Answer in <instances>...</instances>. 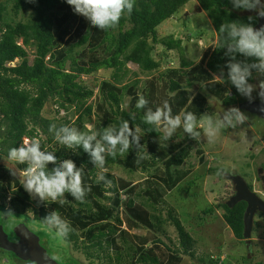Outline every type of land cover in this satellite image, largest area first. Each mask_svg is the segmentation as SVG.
Segmentation results:
<instances>
[{
  "label": "trees",
  "instance_id": "trees-1",
  "mask_svg": "<svg viewBox=\"0 0 264 264\" xmlns=\"http://www.w3.org/2000/svg\"><path fill=\"white\" fill-rule=\"evenodd\" d=\"M189 1L135 0L131 14H122L117 26L107 30H100L86 18L76 30L77 41L65 44L64 49L59 51L57 46L63 43L64 36L72 30L71 24L66 30L67 21L64 20L76 16V13L72 11L70 18H63L64 13L72 9L65 0H1L0 158H8L9 150L21 147L23 139L37 138L41 142L40 150L51 152L56 157L54 163L49 162L45 165L46 172L51 173L61 161L69 160L74 163L81 174L86 172L85 184L98 187L103 200L110 202L115 197L117 203L119 202V191L114 177L105 172L99 173L100 179H97L99 170L111 169L121 164L130 174L137 169L147 172L148 165H155V158L162 155V163L165 167L167 166V170L171 166L177 169L183 167V175L187 176L184 167L186 166L185 159L190 157V150L195 146V142L189 139V133L184 132L181 127V130L177 128L172 136L164 139L159 126L146 122L149 111L155 112L157 107L162 108L163 106V103L160 105L156 101L154 82L146 81L144 88L138 87L139 80L137 79L126 84L123 82L130 74L127 69L128 64L135 65L141 73L146 74L163 67L162 60H166L167 56L162 54L159 56L160 59H154L152 56L155 51L154 46L161 44L167 52L172 50L182 52L181 40L172 38L159 40L156 29L163 22L178 14ZM194 2L209 19L216 43L213 48H209L202 55L197 64L182 59L177 69H168L166 71L167 81L164 84L171 95L166 99L171 107V114L175 116L182 112H192L199 120L207 112L204 97L208 94L227 109L236 107L243 100L234 86L227 81L226 65L231 60L230 56L225 54L227 49L219 48L220 26L225 22L239 21L246 24L251 23L255 27L257 19L249 11L233 10L229 0H194ZM9 3L13 4L11 11L14 16H17L20 10L27 6L32 11L31 17L26 22H14L8 16L7 5ZM58 25L59 30L64 27L66 31H60L61 33L58 31L57 34ZM94 32L99 34L100 40L89 52L91 57L96 52L101 55L95 60L89 57L85 61L83 59L85 56L80 55L86 51L88 43L93 40ZM27 49L33 50L31 62ZM236 59H248L251 62L250 58H245L240 54H236ZM15 60H18L19 64L11 67L10 64ZM100 70H110L111 81L102 82L97 87L105 108L99 105L96 110H104L108 114L104 119L97 116L98 120L92 127L98 132L97 140L101 139L102 133L107 129H114L118 132L124 122L128 123L130 131L135 132L137 128L140 130L135 143L132 137H129V147L123 154L120 153V146L117 145L116 154L113 156L107 151L109 146L104 142L106 151L102 154L105 158L102 166H98L90 153L85 152L82 146L74 145L69 148L55 140V132L62 125L74 127L80 133L88 132L85 125L92 123L91 117L95 114L92 104L89 103L93 97V90L82 83V77L93 76ZM221 73H223L221 78L225 81L224 83L214 80V76H221ZM255 74L254 71L250 83H253ZM163 76L162 73L159 78L162 79ZM193 86H197L202 92L199 90V94L193 96L188 91ZM141 95L147 103L144 107L137 108L136 105ZM126 97L131 99L128 107L123 108L122 103ZM49 102L56 108V114L60 111L65 113L66 117L58 124L54 120L42 117L44 107ZM181 120L183 121V117ZM41 135L44 136V140H41ZM186 142L189 146L184 145ZM92 143L95 144V141ZM198 154H202L201 151H198ZM200 160H203L202 157ZM19 166L24 172L29 165L25 162ZM167 170L163 172L162 188L159 191L147 187L144 191L131 193L123 204L127 213L132 215L142 210L144 206L154 211L155 213H148V219L145 221V227L150 230L160 231L161 225L170 223L176 231L181 253L193 258V239L180 221L173 218L176 214L173 208L167 209V203L164 202L168 194L178 185V180L181 179H172ZM210 172L213 173V170L211 169ZM231 189L230 186H225L222 194L214 198L215 208L221 210V219L231 230L234 238L242 241L243 214L246 205L238 203L231 209L226 207L225 203L234 195ZM22 190L21 193H12L14 198L10 200L13 208L11 213L28 218L27 212H31L33 213L32 218H29L43 224L41 221L49 213L44 208L36 211L35 206L40 202H47L46 199L41 200L35 193L36 197L33 198L28 196L24 188ZM5 194L4 190L0 191V201L2 200L0 209L8 212L3 203L6 198ZM137 199L140 200L136 203ZM161 200L162 209L158 208ZM142 202H145L144 205ZM77 205L85 209L87 214L91 212L90 202L85 200ZM114 208L112 207V210ZM163 212L165 217H163ZM112 216L119 222L117 214H112ZM94 230L90 229L87 232V240L78 242V237L70 228L63 240L65 244H72L74 249L83 253L89 262L96 260L98 264H127L136 257L135 264H159L155 254L145 253L148 250L144 247L146 242L141 243L139 238V244H129L122 239V250L110 252V240L117 235V230L112 226ZM154 244L158 245L162 242L156 240ZM148 251L151 252V250Z\"/></svg>",
  "mask_w": 264,
  "mask_h": 264
},
{
  "label": "rangeland",
  "instance_id": "rangeland-1",
  "mask_svg": "<svg viewBox=\"0 0 264 264\" xmlns=\"http://www.w3.org/2000/svg\"><path fill=\"white\" fill-rule=\"evenodd\" d=\"M12 7L13 4L9 3L7 5V12L10 19L14 22H26L31 17L32 11L29 7L25 6L20 10L17 16L13 15L11 11ZM72 11L73 10L70 9L65 12L63 18H70ZM84 19L86 18L76 14L73 18L64 20L67 21L65 24L66 30H68V25L70 24L72 25V30H69L68 34L64 36L63 43H59L60 45L57 46L59 51L64 49L63 47L65 44L77 41L78 35L76 34V30L82 25ZM65 28L62 27L59 30L58 25L57 34L58 31L65 32ZM156 32L159 40L166 38L181 40L182 52L180 53L177 50L167 52L165 47L161 44L154 46L155 51L152 55L154 59H160L159 56L162 54L167 56L166 60H162L163 67L159 68L157 71L146 74L141 73L135 65L128 64L127 69L130 71V74L123 83L126 84L129 83V81L137 79L139 80L138 87L144 88L145 82L152 80L156 86L154 92L156 101L158 104L162 105L163 101L171 96L167 92L166 84H164L167 81L166 71L168 69H177L182 59L197 64L202 55L209 48L214 47L216 37L209 19L206 14L197 7L194 0H190L178 14L163 22L156 29ZM93 34V40L88 43L85 48L86 51L80 55L85 56V58H83L85 61H87V58L91 57L89 50L100 40V36L97 32ZM27 52L29 54V61L31 62L33 59V50L27 49ZM99 55H101V53L98 54V52H96L91 59L95 60L100 57ZM18 64L19 61L15 60L10 66L14 67ZM162 73L164 76L160 79L159 76L162 75ZM110 75V70H100L93 76L82 77V83L93 90V97L89 103L92 104L93 110H95V114L91 117L92 123H87L85 127L90 126L92 128L98 120L97 116L102 119L108 116L104 110H96L99 105H103L105 108L103 100L98 94L97 87L102 82L111 81ZM220 78L221 76L219 75L214 76V80ZM261 81H264V75L256 73L252 84L257 85V90ZM199 90L200 88L193 86L188 91L195 96L199 94ZM200 91L202 92V90ZM254 96H256V92H253V97ZM130 99L129 97L124 98L122 103L123 108L128 107ZM204 105L207 106V112L204 116H212L221 120L223 119L224 112L228 110L222 107L220 102L210 94L204 97ZM42 117L47 120H54L58 124L59 121L66 116L62 111L56 114V108L49 102L44 107ZM73 120L74 119H72V121ZM182 124L181 127H183ZM256 124L259 125L257 136L255 133L253 134ZM181 127H179V129ZM86 128L88 129V127ZM194 131L199 133V135L193 136L191 133L188 134L189 139L195 142V146L190 150V157L185 159L186 166L184 165V167L187 176L183 175V167L177 169L171 166V168L167 170V166L165 167L162 163V155L155 158V165H148L149 170L147 172H141V170L137 169L130 174L121 164L111 169L99 170L97 179H100L99 173L105 172L110 173V175L114 177L119 191V202L117 203L115 197L110 202L103 200L98 191V187L85 184L86 172H84L81 174V180L84 183H82V185L87 188V192L83 201L86 200L90 202L91 212L87 214L85 209L79 208L77 203L81 201L77 200L69 192L63 193L62 197L56 201H52L51 198H48L46 199L47 202L38 203L35 206L36 211L44 208L47 209L49 214L58 212L62 217L67 218L70 222L69 227L78 237V242L88 239L86 235L90 229L96 230L98 228L102 230L108 226H112L117 230V235L110 240V252L119 249L122 250V239L129 244H139V238L141 243L146 242L144 247L151 250V252L147 250L145 253L155 254L159 260V264H264V222L259 219L258 216L255 217L251 234L252 243L250 246H246L243 241L234 238L231 230L222 221V212L215 208L216 201L214 200L215 197L222 194L225 187L227 179L225 177L223 178L222 174H228L230 169L236 170L241 176H244L246 170H249V174L252 175L251 169H264V154L253 155L255 148L252 151L248 150L253 142L256 144L262 143L260 147H264L263 123L258 120L257 117L248 114V120L246 122L238 124L235 127L220 129L218 136L214 138V140H210L202 128H194ZM161 133L163 134L162 130ZM40 138L44 140V136L41 135ZM23 141L24 139L22 140V146ZM158 142H160L159 139ZM184 145L189 146L187 142L184 143ZM260 147H256V149L259 150ZM198 151H201L202 154H198ZM253 156L254 160L251 163V168L250 165L247 168V164H249L248 160ZM201 157L203 160H200ZM19 165L20 163L10 161L8 158H0V191L4 190L6 192V198L3 203L5 209L8 211H13L10 202V200L14 198L12 193H21L23 191L22 188H24V172H22ZM165 169L172 179L178 180L181 178L178 180V185L168 194L164 202L167 203V209L170 210V208H173L176 212L173 218L175 217L180 221L181 225L193 239V258L184 256L181 253L176 231L170 223L167 222L161 225L160 231L150 230L145 227V221L148 219V213H155L154 211L144 206L145 208L143 207L142 210L136 211L132 215L127 213V209L123 204L127 201L131 193H137L140 190L144 191L147 187L159 191V189L162 188V177L164 176L163 172L166 171ZM211 169L213 173L210 172ZM138 200L140 199H137L136 203ZM61 201H63V203H61ZM0 203H2V200ZM142 203L144 205L145 202ZM112 207L115 208L112 210ZM158 208L162 209V200L159 202ZM4 212L0 209V213ZM205 212L208 213L205 214ZM32 214L31 212H27V215L31 218ZM112 214L118 215L119 222L115 220ZM1 216L12 221L0 223L10 234L12 227L22 222L30 232L39 238L42 248L57 264H98L96 260L89 262L85 259L83 253L72 247V244H65L64 240L62 241L55 237L52 232L47 230L44 224H40L34 219L27 218L26 216L21 217L16 214ZM163 217H165L164 212ZM156 240L161 241L162 244L155 245L154 243ZM5 259L7 262H5ZM135 260L136 257L132 262L127 264H135ZM0 264L17 263L12 258L7 259L1 254Z\"/></svg>",
  "mask_w": 264,
  "mask_h": 264
},
{
  "label": "clouds",
  "instance_id": "clouds-1",
  "mask_svg": "<svg viewBox=\"0 0 264 264\" xmlns=\"http://www.w3.org/2000/svg\"><path fill=\"white\" fill-rule=\"evenodd\" d=\"M65 2L72 7L74 13L87 18L92 25L100 30H107L117 26L122 14H131L135 0H65ZM229 3L233 10L255 12L258 17L264 18V0H229ZM219 34V48H226L225 54L230 56L231 60L226 65L227 81L250 103L254 100L253 92H256V98L264 102V81L259 83V90L257 85L249 82L253 78L254 71L264 75V26L254 28L251 23L225 22L220 26ZM236 54L250 58L251 62L248 59L237 60ZM222 76L223 73H221ZM215 80L220 83L225 82L222 78ZM146 103L147 101L141 95L136 107L142 108ZM261 110L264 111V108ZM171 112L169 102L164 100L162 108L157 107L155 112L149 111L146 116L147 123L160 127L164 139L172 136L177 128L181 127V117H183L184 132L198 136L199 133L195 132L194 128L199 127L210 140L218 136L220 129L235 127L248 120V116L237 107L224 112L222 120L212 116H203L198 120L192 112H182L175 116ZM86 127L88 132L80 133L74 127L62 125L55 132V140L69 148L74 145L82 146L85 152L90 153L98 166H102L105 162L102 155L106 151L104 142L109 146L107 151L113 156L116 154L117 145L120 146L119 151L123 154L129 147V137H132L135 143L140 132L139 128L135 132L130 131L128 123L124 122L118 132L107 129L102 133L101 139L97 140L98 132L90 126ZM93 141L95 144L92 143ZM40 149L39 139L25 138L23 146L12 148L7 154L10 161L20 164L27 162L29 165L23 173L25 190L34 192L41 200L51 198L52 201L58 200L63 193L69 192L83 202L87 188L82 185L80 170L76 169L73 162L64 160L54 167L51 173L46 172L45 165L49 162L54 163L56 157L51 152ZM8 214H12L10 210L0 213V215ZM41 222L49 232L62 241L70 231V222L58 212H52Z\"/></svg>",
  "mask_w": 264,
  "mask_h": 264
},
{
  "label": "water",
  "instance_id": "water-1",
  "mask_svg": "<svg viewBox=\"0 0 264 264\" xmlns=\"http://www.w3.org/2000/svg\"><path fill=\"white\" fill-rule=\"evenodd\" d=\"M253 15L257 19V24L254 28L264 26V18L258 17L256 13ZM262 108H264V102L262 101L260 103L246 102L239 105L240 110L246 111L264 122V111L261 110ZM228 179L233 185L234 195L228 200V202L225 203V205L229 209L233 208L238 203H244L246 205L243 214L242 239L245 241L246 246H250L252 243L251 234L254 216L257 213H260L264 217V201L249 190L247 184L241 177L231 174ZM261 180L264 186V177H261ZM28 193L33 195V192ZM12 233L15 238L18 239L17 243L9 241L7 234H5L3 227L0 225V251L13 255L16 259L23 263L57 264L42 248L39 238L30 232L24 224L20 223L14 226Z\"/></svg>",
  "mask_w": 264,
  "mask_h": 264
},
{
  "label": "flooded vegetation",
  "instance_id": "flooded-vegetation-1",
  "mask_svg": "<svg viewBox=\"0 0 264 264\" xmlns=\"http://www.w3.org/2000/svg\"><path fill=\"white\" fill-rule=\"evenodd\" d=\"M250 13H255V12H250ZM259 90V89H258ZM229 95H231V94H229ZM256 96H254V100H253V102L252 103H260L261 102V100L259 99V98H256ZM242 102L241 103H239L236 107L237 108H239V105L240 104H242V103H246V102H249L246 98H243V96H242ZM228 109H230V108H228ZM242 112H244L245 114H247V116H248V114L249 113H247L246 111H243V110H241ZM254 116V115H253ZM258 120H260L259 118H258ZM262 123H263V127H264V122L262 121V120H260ZM246 122V121H245ZM254 130L255 131H253V134L255 133V135L257 136L258 135V131H259V125L258 124H256V126H254ZM260 145H262V143H259V144H256L255 142H253V143H251V147H249V149L248 150H250V151H252L254 148H255V152L253 153V155L254 154H258V155H263L264 154V147H260ZM256 147H260V149L259 150H257L256 149ZM251 153V152H250ZM253 160H254V156L251 158H249V164H247V168L249 167V165H250V168H251V163L253 162ZM252 170V175L251 174H249V170H246V173H244V176H241L240 174H238L237 172H236V170H234V169H230L229 170V172H228V174H222L223 176V178L225 177L227 180H226V183H225V186L227 187V186H230L232 189V191H233V193H234V189H233V185H232V183H231V181L228 179V177L231 175V174H233L234 176H239V177H241L244 181H245V183L247 184V186H248V188H249V190L250 191H252L253 193H255L262 201H264V186H263V184H262V180H261V177H264V169H255V170H253V169H251ZM258 173H259V175H258ZM251 175V176H250ZM260 178H259V177ZM231 198V197H230ZM229 198V199H230ZM228 202V201H227ZM256 216H258V218L259 219H261L263 222H264V217H263V215H261L260 213H257L255 216H254V219H255V217ZM1 222H12L10 219H6V217H2L1 215H0V223ZM19 223H22V222H19ZM3 224V223H2ZM23 224V223H22ZM17 225V224H16ZM15 225V226H16ZM2 226V225H1ZM3 227V226H2ZM14 227H12V229H13ZM12 229H11V234L7 231V230H5L4 229V227H3V231L5 232V234H7V236H8V239H9V241L10 242H12V243H17L18 242V239H16L15 238V236H14V234L12 233ZM243 241V240H242ZM244 243H245V241H243ZM1 254H3L7 259L8 258H12L17 264H29V263H23V262H21V261H19L18 259H16L13 255H11V254H8V253H4V252H2V251H0V255ZM5 262H7V260L5 259Z\"/></svg>",
  "mask_w": 264,
  "mask_h": 264
},
{
  "label": "bare ground",
  "instance_id": "bare-ground-1",
  "mask_svg": "<svg viewBox=\"0 0 264 264\" xmlns=\"http://www.w3.org/2000/svg\"><path fill=\"white\" fill-rule=\"evenodd\" d=\"M26 191H27V190H26ZM27 193H28V191H27ZM28 195H29V196H32L33 198L36 197L35 194H34V192H33V195H30L29 193H28Z\"/></svg>",
  "mask_w": 264,
  "mask_h": 264
}]
</instances>
